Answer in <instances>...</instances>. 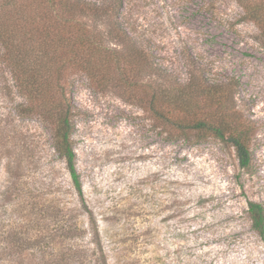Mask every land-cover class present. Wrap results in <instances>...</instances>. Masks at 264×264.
<instances>
[{
    "label": "rangeland",
    "instance_id": "374dc122",
    "mask_svg": "<svg viewBox=\"0 0 264 264\" xmlns=\"http://www.w3.org/2000/svg\"><path fill=\"white\" fill-rule=\"evenodd\" d=\"M120 2L126 28L179 78L192 58L208 76L239 81L258 124L255 173L216 140L168 141L133 93L77 74L71 140L91 224L49 128L19 114L0 58V264H264L246 214L247 199L264 205V41L238 20L236 0Z\"/></svg>",
    "mask_w": 264,
    "mask_h": 264
},
{
    "label": "trees",
    "instance_id": "16d2710c",
    "mask_svg": "<svg viewBox=\"0 0 264 264\" xmlns=\"http://www.w3.org/2000/svg\"><path fill=\"white\" fill-rule=\"evenodd\" d=\"M236 3L238 20L250 23L264 41V0ZM120 5V0H0V58L22 98L19 114L36 117L49 128L91 224L93 214L83 204L71 140L70 87L77 74L85 75L93 87L113 82L124 93H133L154 131L168 141L216 140L233 150L244 173H255L252 147L258 124L238 95L239 81L208 76L192 58L185 78H179L126 28ZM103 19L105 29L97 25ZM144 70L151 74L147 82H142ZM246 214L264 243L263 203L247 199Z\"/></svg>",
    "mask_w": 264,
    "mask_h": 264
}]
</instances>
